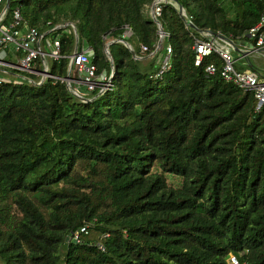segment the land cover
<instances>
[{
	"label": "trees",
	"instance_id": "1",
	"mask_svg": "<svg viewBox=\"0 0 264 264\" xmlns=\"http://www.w3.org/2000/svg\"><path fill=\"white\" fill-rule=\"evenodd\" d=\"M152 2L9 0L6 20L17 7L40 32L64 26L46 60L58 79L0 81V264H264V105L205 72L215 53L193 61L196 39H248L264 0H177L193 27L164 2L159 49ZM76 35L97 72L115 40L110 86L86 99L63 80Z\"/></svg>",
	"mask_w": 264,
	"mask_h": 264
},
{
	"label": "built area",
	"instance_id": "2",
	"mask_svg": "<svg viewBox=\"0 0 264 264\" xmlns=\"http://www.w3.org/2000/svg\"><path fill=\"white\" fill-rule=\"evenodd\" d=\"M164 2V0H155L151 18L158 19L161 14V5ZM3 4L4 0H0V73L6 76L0 75V81H9V77L15 76L17 72L38 74L41 77L40 82L45 78L58 79V77L48 73L46 60L47 58L57 60L61 57L60 40L57 36H51V32L60 25L40 32L37 27L26 22L17 7L12 11L11 18L6 20L7 10L3 8ZM184 17L185 26L189 27L187 23L191 22V16L184 14ZM246 36L252 41L253 48H264V9L258 21L247 30ZM227 42L230 47V42L228 40ZM193 49L195 66H200L206 57L215 53L221 61L220 67L211 62L205 66V72L209 75L218 72L225 82H231L242 90L251 91L256 100V110L264 105V76L251 69L249 71L237 69L233 55L227 49L214 45L211 39H196ZM170 53L171 46L168 44L160 61L159 70L153 74L154 77H160V74L169 67ZM42 56L45 62L41 59ZM91 57L92 49L89 47L77 50L70 55V60L73 62L71 72L74 70L76 75V78H71L70 73L69 89L71 92L84 96L75 87L77 82L83 84L88 93L94 90L101 92L110 86L114 66H110L109 71L97 72V67L92 62ZM37 58L42 60V71L34 69ZM63 80L65 81L64 78ZM88 230L87 225L82 226L70 235L68 241L81 243L82 236L88 235ZM107 235L104 234L103 236L106 237ZM98 246L104 250L101 243H98ZM231 261L237 262L233 256Z\"/></svg>",
	"mask_w": 264,
	"mask_h": 264
},
{
	"label": "water",
	"instance_id": "3",
	"mask_svg": "<svg viewBox=\"0 0 264 264\" xmlns=\"http://www.w3.org/2000/svg\"><path fill=\"white\" fill-rule=\"evenodd\" d=\"M166 3L167 2H169L170 0H164ZM171 1H173V2H175L176 4H177V9H178V13H179V15L181 16V17H183V19L185 20V17H184V13H183V7H182V5L181 4H179L178 2H177V0H171ZM154 3H155V0L152 2V4H151V7H150V14H151V16H152V11H153V8H154ZM9 6V0H5V4H4V7L3 8H7ZM152 20L155 22V24L157 25V28H158V32H159V39H158V42H157V47H156V49H159L160 47H161V43H162V38L165 36V32H164V30H163V27H162V25L160 24V22H159V20L158 19H156V18H153L152 17ZM188 24V26L189 27H193V24L191 23V22H188L187 23ZM66 25V24H65ZM69 25L72 27V29H73V31L75 32V34H76V28H75V26H74V24H72V23H69ZM61 26H64V25H60V27ZM216 36H218L219 34L218 33H216L215 34ZM115 41V40H114ZM114 41H110V42H107L106 44H105V54L107 55V57H108V59L110 60V62H111V66H113V61H112V57H111V55H110V52H109V50H108V46H109V44L110 43H112V42H114ZM124 44L129 48V50L134 54V50H133V48L127 43V42H124ZM78 50V36L76 35L75 36V46H74V53L76 52ZM231 50L233 51V52H237L238 54H240V55H242V54H244V53H248V52H242L241 50H239L237 47H231ZM41 59L45 62V59H44V57L42 56L41 57ZM72 60H70V62H69V67H68V72H67V75L65 76V82H66V85L68 86V87H70V82H69V80H70V73H71V70H72ZM250 66V68H251V70H253L252 69V66L251 65H249ZM43 72H46L45 70H43ZM73 93V92H72ZM74 95H76L77 97H79V98H82V99H86L84 96H82V95H79V94H76V93H73Z\"/></svg>",
	"mask_w": 264,
	"mask_h": 264
},
{
	"label": "rangeland",
	"instance_id": "4",
	"mask_svg": "<svg viewBox=\"0 0 264 264\" xmlns=\"http://www.w3.org/2000/svg\"><path fill=\"white\" fill-rule=\"evenodd\" d=\"M149 13H150V10H149ZM235 44H239L240 45V49L244 50V51L256 50L255 53L250 55V60H251L250 63L247 62L240 54H238L236 52L233 53V58H238V65L237 66L243 68V69H239V70H241V71H249L250 69L248 68V65L252 64L258 69V71L260 73H262V75H264V48H260V49L253 48V43L249 39L236 40ZM242 46H244V47H246L248 49H244ZM0 75L6 76L5 74H2V73H0Z\"/></svg>",
	"mask_w": 264,
	"mask_h": 264
},
{
	"label": "crops",
	"instance_id": "5",
	"mask_svg": "<svg viewBox=\"0 0 264 264\" xmlns=\"http://www.w3.org/2000/svg\"><path fill=\"white\" fill-rule=\"evenodd\" d=\"M214 42H215L218 46H221V47H223V48H227V47H229V46H228V42H227L226 39H222V38H221V39H214ZM229 44H230V48H231V47H237L239 50H241V49H240V45H239V44H235V41L230 42ZM242 47H243L244 49H248V48H246V47H244V46H242ZM241 51H242V52H248V53H244V54L241 55V56H242L247 62L251 61V60H250V55L256 52V50H252V51H244V50H241ZM236 53H237V52H236ZM234 60H235V66L238 65V58H234ZM240 66H241V65H240ZM238 67H239V66H238ZM248 68L251 69L249 65H248ZM240 69H243V68L240 67ZM75 87H76L81 93H83L84 95H86V94L88 93V92H86L84 85L81 84V83H78V82L75 83Z\"/></svg>",
	"mask_w": 264,
	"mask_h": 264
}]
</instances>
